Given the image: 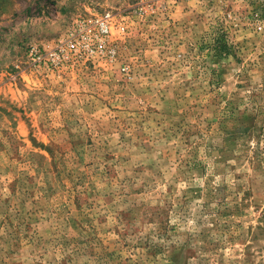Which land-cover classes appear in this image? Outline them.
<instances>
[{"label":"rangeland","instance_id":"374dc122","mask_svg":"<svg viewBox=\"0 0 264 264\" xmlns=\"http://www.w3.org/2000/svg\"><path fill=\"white\" fill-rule=\"evenodd\" d=\"M259 11L0 0V264H264Z\"/></svg>","mask_w":264,"mask_h":264},{"label":"built area","instance_id":"2783aa9c","mask_svg":"<svg viewBox=\"0 0 264 264\" xmlns=\"http://www.w3.org/2000/svg\"><path fill=\"white\" fill-rule=\"evenodd\" d=\"M256 2L260 7V11L255 13V15L253 16L254 24L258 32L264 34V0H256ZM81 26L82 31L85 34L84 49L89 55L93 54L95 50L93 46L98 45L99 47H102L103 44L107 41V37H109L111 33V23L108 18L96 20L91 24H81ZM94 42H97V44L94 45ZM69 46L75 47L76 44L70 42ZM58 49L61 51L64 50L65 47L61 46ZM29 50L30 56L36 62L51 61L53 63H57L61 59H59L57 52H55L54 50H48L45 58L41 50H39L37 47H32Z\"/></svg>","mask_w":264,"mask_h":264}]
</instances>
